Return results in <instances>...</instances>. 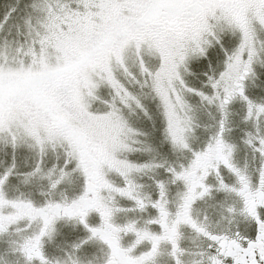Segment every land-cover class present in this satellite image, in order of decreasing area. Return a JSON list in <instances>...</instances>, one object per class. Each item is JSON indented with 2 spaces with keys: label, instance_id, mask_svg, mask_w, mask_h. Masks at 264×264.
I'll return each instance as SVG.
<instances>
[{
  "label": "snow or ice",
  "instance_id": "1",
  "mask_svg": "<svg viewBox=\"0 0 264 264\" xmlns=\"http://www.w3.org/2000/svg\"><path fill=\"white\" fill-rule=\"evenodd\" d=\"M0 264H264V0H0Z\"/></svg>",
  "mask_w": 264,
  "mask_h": 264
}]
</instances>
